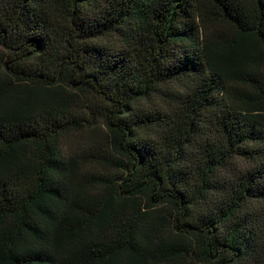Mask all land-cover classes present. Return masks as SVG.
Here are the masks:
<instances>
[{"label": "trees", "instance_id": "trees-1", "mask_svg": "<svg viewBox=\"0 0 264 264\" xmlns=\"http://www.w3.org/2000/svg\"><path fill=\"white\" fill-rule=\"evenodd\" d=\"M0 264H264V0H0Z\"/></svg>", "mask_w": 264, "mask_h": 264}]
</instances>
